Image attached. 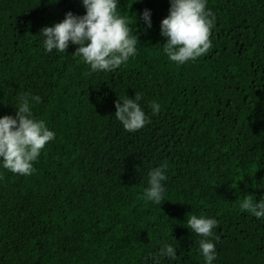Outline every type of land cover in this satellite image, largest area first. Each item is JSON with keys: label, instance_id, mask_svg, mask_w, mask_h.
<instances>
[{"label": "trees", "instance_id": "16d2710c", "mask_svg": "<svg viewBox=\"0 0 264 264\" xmlns=\"http://www.w3.org/2000/svg\"><path fill=\"white\" fill-rule=\"evenodd\" d=\"M206 8L212 48L177 64L160 29L170 0H117L137 52L92 72L78 45L47 52L41 33L84 15L82 0H0V116L15 117L21 94L39 96L33 118L55 133L31 175L0 158V264H205L190 215L217 221L212 264H264V217L238 207L249 194L264 200V0ZM136 93L149 122L128 132L115 102ZM165 163L157 205L144 192ZM165 244L174 259L149 258Z\"/></svg>", "mask_w": 264, "mask_h": 264}, {"label": "clouds", "instance_id": "9594fccd", "mask_svg": "<svg viewBox=\"0 0 264 264\" xmlns=\"http://www.w3.org/2000/svg\"><path fill=\"white\" fill-rule=\"evenodd\" d=\"M86 10L82 16L71 11L65 14L62 21L53 26L41 29L44 36L45 51L66 52L69 42L78 45L73 55L82 58L90 65L92 72L111 71L126 63L137 52V36L130 34L128 21L117 11V0H82ZM142 17L151 26L150 13L144 10ZM214 15L206 8V0H170L169 14L160 22L161 35L167 40L163 44V52L171 62L184 64L205 55L211 48V29ZM30 98L39 103V96L21 94L18 97L15 117L0 116V158L5 170L14 174L31 175L36 161L46 144L52 141L55 133L46 126L44 120L33 118L30 108ZM125 98L115 102V117L128 132H134L149 122L138 101ZM160 105L153 101V114L160 111ZM167 164L152 169L148 173V187L144 198L161 205L165 189L162 181L167 179L165 170ZM239 209L254 215L264 217V200L256 202L253 195L245 196L238 205ZM217 221L204 216L190 215L186 227L201 236L199 252L205 264H212L215 259V244L207 239L213 236ZM175 249L171 244H165L150 259L154 261L168 257L174 259Z\"/></svg>", "mask_w": 264, "mask_h": 264}]
</instances>
